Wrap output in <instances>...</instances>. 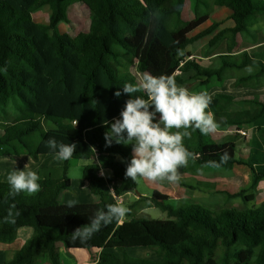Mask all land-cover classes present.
Listing matches in <instances>:
<instances>
[{
  "label": "trees",
  "instance_id": "obj_1",
  "mask_svg": "<svg viewBox=\"0 0 264 264\" xmlns=\"http://www.w3.org/2000/svg\"><path fill=\"white\" fill-rule=\"evenodd\" d=\"M71 2L89 9L91 26L100 29L99 33L74 38L58 32L60 24L70 22L67 8ZM193 4L195 18L184 22L185 0H0V110L11 106L18 111L16 120L4 127L1 151L6 156H55L45 147L50 137L77 144L73 157L63 162L61 177L40 178L36 193L12 197L8 181L0 179V243H13L22 228L33 229L31 239L6 264H61L59 245L68 251L98 252L95 264H264V202L244 210L210 209L195 203L174 206L171 197L154 191L145 200L165 212L167 219L135 218L129 209L122 223L113 220L87 242L72 240V232L88 224L97 210L117 203L110 189L121 197L137 186L125 178L133 155L131 146L113 143L105 147L104 139L108 129L103 122L110 126L118 119L130 98L114 93L122 92L125 83L138 84L131 73H121L125 60L134 58L141 74L172 75L178 86H185L189 80L185 75L194 73L204 79L199 88L206 91L222 85L230 70L259 69L242 81L264 76L263 57L234 55L238 37L248 31L252 20L264 18V0H193ZM202 5L227 10L233 25L220 29L222 24L215 20L201 28L211 19L208 12L200 14ZM44 7L51 11L48 25L33 18ZM172 16L179 18L181 27L167 26ZM207 37H212L209 47L227 42L228 51L218 56L216 69L196 63L187 52ZM134 95L145 96L143 92ZM219 100L212 98L206 109L213 113L218 127L252 124L256 129L248 160L237 159V135L218 143L211 133L202 135L199 130L188 129L191 136L183 144L206 168H216L206 163L219 162L226 150L228 163L216 169L246 165L253 171L256 185L264 180V101L251 99L256 109L244 118L219 110ZM44 120L56 128L44 130ZM37 133L40 140L32 147L27 140ZM94 153L100 165H88L83 178L98 200L63 204L62 193L72 187L70 162L89 161ZM102 168L111 170V176H102ZM10 208L15 223L4 222ZM17 211L19 216H15ZM138 248L150 249L158 261L128 254V250Z\"/></svg>",
  "mask_w": 264,
  "mask_h": 264
},
{
  "label": "rangeland",
  "instance_id": "obj_2",
  "mask_svg": "<svg viewBox=\"0 0 264 264\" xmlns=\"http://www.w3.org/2000/svg\"><path fill=\"white\" fill-rule=\"evenodd\" d=\"M211 2V0H209ZM256 1V0H255ZM208 12L211 15L210 21H208L203 27L206 28L213 21L221 23L220 29L233 25V22L229 19V13L227 10L210 5L206 7L202 5L200 7V14L203 15ZM67 13L70 19L69 23H62L58 27L59 33H68L74 38L79 37L81 34L96 32L98 30L91 26L90 12L85 5H80L75 2H71L68 5ZM51 11L49 7H44L33 15L35 22L48 25L50 21ZM195 18V10L193 0H185V5L182 12V21L188 22ZM167 26L171 29H176L182 26L178 17L172 16L167 20ZM212 37H207L200 42L195 43L189 47L187 52L193 56L190 58L196 63L204 66L216 69L220 65L219 55H226L227 42L225 40L220 41L216 46L209 47ZM208 53V55H206ZM248 53L253 57H263L264 61V18L259 17L252 20L246 33L241 34L238 37V44L236 46V53L234 55H241ZM241 70H230L225 73V81L222 85H215L210 91L200 90L199 83L203 81V78H196L194 73L185 75L187 83L185 88L190 93L206 92L211 98H217L219 100V109L225 112H232L240 114L246 118L252 115L255 111L254 104L249 102L253 98H259L264 101V76L254 78L249 81H242L243 78L258 73V68H251ZM121 73H131L138 81L142 79L141 74L137 69V61L134 58L125 60L124 66L120 69ZM18 116V111L9 106L6 109L0 110V137L4 134V127L13 123ZM44 130L56 128L52 122L43 121ZM232 128V127H230ZM230 128H226L227 130ZM177 131L176 129H173ZM227 130L217 129L212 132L213 138L216 142L220 143L225 141L231 136L237 135V159L241 161L248 160L250 153V144L253 139V135L256 131L255 127L250 124L246 126H240L236 129ZM183 131V129H180ZM239 131L246 132L247 136H243ZM40 140L39 133L31 136L27 141L35 147ZM131 146V145H129ZM64 160H58L55 156H39L33 157L32 155L24 154L22 156H6L0 149V176L7 180V176L13 169L24 170L27 165L28 170L37 172L40 178L44 175V164L51 163L50 168L52 173L57 167L58 163H63ZM87 161L73 160L74 170L70 172L71 178L76 185L75 190L70 189L65 193H70L69 197L73 200L74 204H83L93 202V195L89 194L85 197V200H78L75 193L76 190L82 192L79 186V180L81 179L82 166ZM104 176L111 175V171L102 172ZM105 173V174H104ZM180 174V180L177 184H171L167 180L151 182L143 178H138L136 181L137 186L135 189L130 190L120 198V203L130 209L131 216L135 218L165 220L168 218L165 212L160 209L154 208L145 199L152 197L154 191H159L165 195L171 197V203L174 206H180L182 204H200L210 209H236L244 210L253 207H258L264 202V180L259 181L254 185V173L246 165L235 164L227 168L216 169L206 168L198 164L195 158H189L186 167L178 168ZM3 174H6L5 176ZM55 176V175H53ZM78 185V186H77ZM113 192V191H112ZM114 193V192H113ZM111 193V194H113ZM237 193L243 194V196H236ZM65 195V194H64ZM113 197V196H112ZM248 197V200L245 199ZM253 197V199H252ZM114 198V197H113ZM143 200L139 202V199ZM252 199V200H249ZM66 198H62L64 203ZM115 200V199H114ZM61 201V200H60ZM116 201V200H115ZM133 206V207H132ZM127 217L125 216V219ZM68 251V250H67ZM73 253L81 263V260L88 252L86 250H74L68 251ZM128 254L131 257L158 261L156 254L150 249H131L128 250ZM63 263L66 261L62 257Z\"/></svg>",
  "mask_w": 264,
  "mask_h": 264
},
{
  "label": "clouds",
  "instance_id": "obj_3",
  "mask_svg": "<svg viewBox=\"0 0 264 264\" xmlns=\"http://www.w3.org/2000/svg\"><path fill=\"white\" fill-rule=\"evenodd\" d=\"M178 54L183 55V52L178 50ZM138 92H143L147 98L134 95ZM122 94L130 98L125 102L119 118L114 119L110 126L108 121L103 122L108 129L104 134L105 147H111L113 143L132 146L133 155L125 171L126 179L130 178L133 182L138 178L151 182L167 180L177 184L180 180L178 168L186 167L189 158L194 155L183 144V140L191 136L187 130H199L202 135H207L218 127L213 113L206 112L212 102L211 96L206 92L190 93L187 88L178 86L172 75L153 76L150 73H144L138 84L125 83L122 92L118 90L114 93L116 97ZM172 129L177 131L173 132ZM45 147L58 160H69L77 144L50 137ZM90 150L96 151L94 147ZM229 159L225 150L219 162L208 161L206 166L219 168ZM39 180L37 172L28 170L27 165L24 170L13 169L7 176L11 189L9 195L15 197L22 192L36 193L40 190ZM128 212L129 209L119 202L108 204L106 210H97L88 224L76 228L71 234L72 240L87 242L102 226H107L113 220L122 223ZM19 215L18 211L15 212V216ZM4 222L15 223L11 208Z\"/></svg>",
  "mask_w": 264,
  "mask_h": 264
},
{
  "label": "crops",
  "instance_id": "obj_4",
  "mask_svg": "<svg viewBox=\"0 0 264 264\" xmlns=\"http://www.w3.org/2000/svg\"><path fill=\"white\" fill-rule=\"evenodd\" d=\"M228 27H230V26H228ZM218 128L220 130H227L226 128H220V127H218ZM236 128L237 127H232L230 129L233 130V129H236ZM230 129H228L225 132H228ZM211 135H212V132H211ZM212 137H213V135H212ZM131 148H132V146H131ZM72 161L70 162L69 175H70L72 167H73L72 171L74 170V165H72ZM90 164L100 165V162H99L97 154H95V153L92 154L90 160L87 161V163H84V165L82 166V170H80L81 179L79 180V186L81 187L82 192H80L79 190H76L75 195H76V197H78V200H81V201L85 200V197H88L89 194H92V192H91V190L89 188L88 182L85 181L84 178H83V171ZM50 165H51V163H45L43 165L44 166V172H45L44 173L45 178H48V179H59L61 177V175H62L63 163L62 164L58 163V165L54 169L53 173H52V169L50 168ZM105 171H109L110 172L111 170L102 168V171H101V175L102 176H104L102 174V172H105ZM108 174L109 175H107V176H111L110 173H108ZM3 175L5 176L6 174H3ZM53 175H55V176H53ZM0 179L3 180V181H7V180H4L1 176H0ZM70 179H71V182H72V187L71 188L75 190L76 185H74V181L71 178V176H70ZM69 194L70 193H65V192L62 193L61 198H60L61 202L63 203V201H62L63 197H64V199L66 198V202L64 200L63 204H74L73 200L69 197ZM127 194H129V193H127ZM97 200H98V198L94 196L93 197V202H96ZM93 202H91V203H93ZM32 236H33V229H31V228H22V229H20L18 231L17 238H16V240L13 243H9V244L0 243V264H6L7 262L11 261L14 258V256L16 255V253L24 246V244L28 240L31 239ZM58 247H59V258H60L61 264H64L63 260H62V257H64V259L66 261L65 264H95L98 261V259H99V253L98 252L87 251L88 253L83 256V258L81 260V263H80L78 260H74V258H76L74 256V254L68 252L63 247V245H59ZM43 264H50V263L46 261Z\"/></svg>",
  "mask_w": 264,
  "mask_h": 264
},
{
  "label": "built area",
  "instance_id": "obj_5",
  "mask_svg": "<svg viewBox=\"0 0 264 264\" xmlns=\"http://www.w3.org/2000/svg\"><path fill=\"white\" fill-rule=\"evenodd\" d=\"M239 133L242 134L243 136H247L246 132H244V131H239ZM112 196L114 197V199L116 200V202H119L120 203V201H117V200H120L119 197H117L114 193L112 194Z\"/></svg>",
  "mask_w": 264,
  "mask_h": 264
}]
</instances>
